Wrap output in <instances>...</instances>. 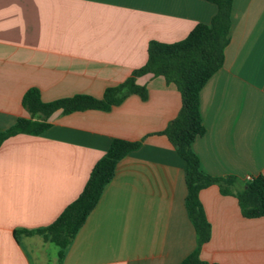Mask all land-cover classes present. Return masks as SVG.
<instances>
[{"label":"crops","instance_id":"0c3cea01","mask_svg":"<svg viewBox=\"0 0 264 264\" xmlns=\"http://www.w3.org/2000/svg\"><path fill=\"white\" fill-rule=\"evenodd\" d=\"M217 6L204 0H0V132L29 118L31 88L43 102L75 95L101 99L145 66L153 41L176 44ZM225 62L200 93L206 133L192 149L202 170L238 186L264 177V0H234ZM109 112L49 119L40 136L20 134L0 147V264H180L196 249L185 207V162L160 135L182 106L163 77L137 79ZM115 139L141 142L121 160L101 199L63 258L37 234L83 191ZM211 239L210 264H264V217L244 218L237 198L217 186L200 193ZM15 232H18L15 234Z\"/></svg>","mask_w":264,"mask_h":264},{"label":"trees","instance_id":"16d2710c","mask_svg":"<svg viewBox=\"0 0 264 264\" xmlns=\"http://www.w3.org/2000/svg\"><path fill=\"white\" fill-rule=\"evenodd\" d=\"M204 1L217 6V13L210 24H198L185 40L176 44L151 42L145 66L135 70L122 84L107 88L101 99L89 95H75L47 103L43 102L39 89L31 88L22 99V105L29 118H20L12 128L0 132L1 147L7 139L20 134L40 136L50 128L51 116L59 111L63 115L89 110L109 112L132 95L145 101L148 98V90L138 85L137 79L148 74L163 77L168 84H173L181 94L182 106L177 117L160 135L169 140L185 162V207L197 237L196 249L180 264H210L200 258L203 246L211 239V225L200 201L202 190L217 186L223 196L237 198L244 218L264 217L262 175L251 177L250 181L247 180L241 186H238V179L234 176H210L202 170L200 159L192 149L193 143L206 133L200 113V93L224 65L225 50L230 43L234 3V0ZM140 145L141 142L115 139L106 154L94 165L78 198L48 227L23 232L37 234L49 240L60 249L59 255L63 258L69 245L99 203L105 187L115 175L119 162Z\"/></svg>","mask_w":264,"mask_h":264},{"label":"built area","instance_id":"2783aa9c","mask_svg":"<svg viewBox=\"0 0 264 264\" xmlns=\"http://www.w3.org/2000/svg\"><path fill=\"white\" fill-rule=\"evenodd\" d=\"M247 180H248V181H250V180H251V178L249 177Z\"/></svg>","mask_w":264,"mask_h":264}]
</instances>
